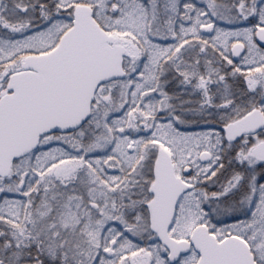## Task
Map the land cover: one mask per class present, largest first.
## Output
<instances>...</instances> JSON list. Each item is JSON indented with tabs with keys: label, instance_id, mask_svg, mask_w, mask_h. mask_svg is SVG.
Masks as SVG:
<instances>
[{
	"label": "snow or ice",
	"instance_id": "6c2138e0",
	"mask_svg": "<svg viewBox=\"0 0 264 264\" xmlns=\"http://www.w3.org/2000/svg\"><path fill=\"white\" fill-rule=\"evenodd\" d=\"M0 264H264V0H0Z\"/></svg>",
	"mask_w": 264,
	"mask_h": 264
}]
</instances>
